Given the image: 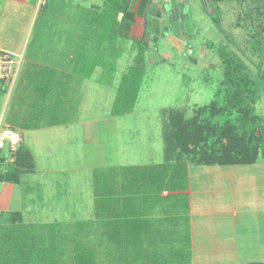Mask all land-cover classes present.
<instances>
[{"label":"rangeland","instance_id":"374dc122","mask_svg":"<svg viewBox=\"0 0 264 264\" xmlns=\"http://www.w3.org/2000/svg\"><path fill=\"white\" fill-rule=\"evenodd\" d=\"M209 1L214 6L211 12L205 13L200 4L192 5L185 14L186 17L182 19L184 29L180 28L181 33L186 36L166 35L159 38L156 48L151 46L152 50L158 51V59L160 56L161 58L157 62L146 60L148 65L144 66V82L135 108L131 113L113 116L123 75L141 53L147 59L145 44L133 42L132 35L125 38L127 36L116 33L117 29L112 31L111 19L104 18L103 25L98 27L82 26L75 19L82 20L87 14L76 12L79 10L76 2L49 0L47 12L40 18L44 20L39 21L36 32L25 47L28 55L32 56L29 62L34 65L29 69L38 67L46 74L52 71L57 80H63L62 86L67 85L69 80L63 74L75 73L68 82L67 93L62 91L58 99L62 102L59 107H65L66 113L62 116L71 125L49 126L50 128L43 127L39 130L16 129L24 137L23 143L32 152L36 166V172L25 175L22 181L35 185L40 183L47 195L34 198L32 205L28 198L22 203V191L27 189V185L24 188L14 186L16 196L11 207L21 210L24 205L33 209L34 214L27 215L29 219L33 217L41 220L34 222L36 224H42L46 215L67 217L73 213L80 214L76 211V204L78 208H83L88 191L95 192L96 187H99L100 183L95 182V177L103 170L101 164L107 162L108 158L119 165L163 162L169 122L167 115L170 109L183 110L191 115L197 106H204L213 99L215 79L221 77V70L219 60L211 48L218 49L228 45V49L237 52L251 71H255L259 65L264 69V52L256 54L249 43L250 31L262 33L264 20L261 22V19L254 17L255 13L253 15L248 11L249 5L246 6L247 3L243 0L223 3L220 6L216 0ZM216 4L221 8L216 9ZM7 10L0 12V25H5L0 27V43L3 42L2 46L20 50L18 39L10 35L13 23L6 18L10 15L8 8ZM18 11L21 12V7ZM18 14L15 12V15ZM97 21L98 19L92 18L87 23L89 25ZM260 22L261 25H257ZM42 28L46 33L44 40L37 32ZM108 34L112 35L110 39L113 45L110 47L107 46L105 37ZM262 34L264 37V33ZM101 37L103 45L94 51L93 43L94 46L95 43L101 45ZM202 44L211 48L202 49ZM83 46L86 48L83 49ZM188 47L192 53L184 50ZM16 52L12 54L22 56L18 59L20 67L24 55ZM82 52L87 54V60H91L89 63L95 56L103 63H108V66L116 63V71H108L100 66L95 69L91 78L85 77L84 71L75 62L80 60ZM71 53L74 55L72 60L68 59ZM120 53L124 57L118 62L114 58ZM40 80L41 85H45L46 77L41 76ZM33 90H30V95L26 93V98L29 102L37 103V99L40 101L37 91L39 88ZM8 97V94H0V113H5V121L13 115L11 108L14 103L10 105ZM31 97L36 99L30 100ZM6 103H9L7 108ZM257 111L264 118V98L257 105ZM22 113L30 116L35 112L31 106ZM57 113H61L59 109ZM48 116L45 114L42 117L41 124L46 125L49 122ZM172 153L187 162L192 170L190 181L194 192L192 199L195 221L203 218L205 228L214 230L217 234L212 239L219 238V242L228 239L227 231L236 234V242L232 240L229 242L231 245L227 240L217 242L221 251L220 264H264V158L260 157L251 164L220 167L218 163L201 164L190 161L186 156L179 155L175 149ZM12 161L13 159L8 160ZM57 204L64 209L61 214L57 211L55 214L42 211ZM234 212L237 214L234 215ZM0 222H9V219ZM224 250H227L226 254ZM211 252L215 257L214 251ZM197 253L199 260L200 251ZM213 257L208 258L212 263L216 260Z\"/></svg>","mask_w":264,"mask_h":264},{"label":"trees","instance_id":"16d2710c","mask_svg":"<svg viewBox=\"0 0 264 264\" xmlns=\"http://www.w3.org/2000/svg\"><path fill=\"white\" fill-rule=\"evenodd\" d=\"M220 1L222 0H216V2ZM256 7L257 11L260 6ZM92 18L98 19L96 23H92L94 26H102L104 18L111 19L112 31L117 29L116 33L128 38L135 17L127 6V0H105L103 12L87 13V20ZM262 33H264V25ZM262 33L255 31L249 33V43L256 54L264 52ZM105 37L108 44L106 45L109 47L113 45L110 39L112 35L108 34ZM101 42V45L95 43V46L93 43L94 51L103 45L102 37ZM228 47V45L220 46L218 49L209 47L217 56L219 70H221V77L215 79V90L211 102L204 106H197L191 115L183 110L174 109H170L167 115L169 122L165 139L168 148L175 149L179 155L201 164H251L260 157L264 158V118L257 111V105L264 98V69L259 65L255 71H251L241 56ZM85 48L83 46V49ZM121 56L120 53L114 59ZM87 57V54L82 52L80 60H73L78 63V68H82L87 78H91L95 69L100 66L108 71H116V63L108 66V63H103L97 56L93 57L92 62L89 63L88 61L91 60H87ZM32 66L34 65L29 61L21 65L22 69L19 70L14 82L15 91L10 103V105L14 103L11 108L13 115L6 121L14 129L29 130L66 124L67 121L62 116L66 113L65 107H59L62 102L58 99L62 91L67 93L68 82L71 81V75L75 73L63 74L70 81L67 80V85L62 86L63 80H57L56 74L52 71L46 74L38 67L29 69ZM144 66L146 67V60L141 53L123 75L113 116L131 113L135 108L144 82ZM108 67L111 68L108 69ZM41 76L46 77L43 86ZM3 84L5 81L0 86ZM3 87L0 88L1 96L7 94L9 85L2 89ZM33 89H36L40 95V101L37 99V103L29 102L26 98V93L30 95L29 92L34 91ZM34 99L36 98H30V100ZM31 106L35 113L30 116L23 115L22 112ZM58 109L61 112L59 115ZM45 114L50 116H48L50 120L43 125L41 119ZM9 159L13 161L8 162ZM163 167L151 168V175L156 178L159 173H166L168 168L159 170ZM35 169L34 156L23 142L16 151H12L8 145L0 149V183L18 184L25 175L33 173ZM137 171L140 170L131 168L124 169L123 173L131 174ZM144 171L148 172L149 169ZM173 172L178 176L172 180V185L168 188L186 189L185 165L177 164ZM116 173L117 170L114 169H103L100 174L98 173L99 179L98 176L95 177V182L100 183L95 189L97 216L99 212L110 215L118 213L117 204L108 199L115 193L112 190L113 187L110 186L111 189L104 186V183L109 182ZM20 217V214L16 213L10 224H0V264H99L101 253L92 244L94 228L98 231V240L101 239L99 221L98 227L91 224L92 222L36 224L24 223Z\"/></svg>","mask_w":264,"mask_h":264},{"label":"crops","instance_id":"0c3cea01","mask_svg":"<svg viewBox=\"0 0 264 264\" xmlns=\"http://www.w3.org/2000/svg\"><path fill=\"white\" fill-rule=\"evenodd\" d=\"M70 1L76 2V6L79 8L76 12L83 13V15H85L84 12L86 14L88 12L94 14L103 12L104 10L105 0ZM233 1L235 0H222L217 2V4L220 6L223 3H230ZM243 1L247 3L246 6L249 5L248 11L252 12V14L254 12V17L258 20L261 19V22H263L264 0H252V2H250V0ZM200 4H202L205 13H207L206 11L211 12V8H214L209 0H127V6L135 17L130 30V35H132L131 40L138 44H145L147 49V59L145 60H147V62L148 60L157 62L159 55L158 51L152 50L151 46L156 48L158 46L156 45L157 42L159 43V38L166 37V35H171V37L186 36L185 33H181V28L184 29L182 19L186 17L185 14L191 9L192 5ZM217 4L216 9L217 7L220 9L221 7L217 6ZM49 5V0H0V12L8 11L7 8L10 11V15L8 14L9 16H6V18L13 23V29L10 35L12 38L18 39V43L20 44L19 50L18 48L15 49L2 46L1 43L3 42H1L0 53H17L16 51H19L20 55H24L23 63L32 59V56H29L26 52L27 48L25 45L36 32L39 21L44 20L40 18L45 16ZM256 6H260L257 11ZM19 7H21V12L18 11ZM259 10L261 12H259ZM15 12L19 14L15 15ZM75 20L82 26L94 27L92 23L88 25L86 15L82 20L79 18ZM261 22L257 25H261ZM2 26L5 27L4 24L0 25V27ZM43 29L44 28L37 32L44 40L46 33ZM202 47V49L209 48L208 46H204V44H202ZM184 50H188L192 53L189 47ZM73 56L74 55L71 53L68 59H73ZM122 57H124L123 54L117 61L119 62ZM146 64L148 65V63ZM20 69H22V67ZM9 84L10 83L5 82L0 88L4 86L2 88L4 89L5 86ZM9 86L11 91L8 89L7 94L9 95L8 98L10 103L15 89L13 83ZM9 103H6V108L9 106ZM5 122L8 124L7 121ZM70 125L71 124L66 123L54 127ZM39 129H43V127ZM164 151L165 159L163 162L119 165L115 160L108 158L107 162L101 164V169L117 170V173L111 177L112 179L104 183V186L107 188H111L110 186L113 187V189H111L115 193L113 196L108 197V199L113 200L112 203L117 204V215L99 212V216H97L95 192L88 191V194L85 195L84 207L78 208L76 204V211L80 212V214L73 213L67 217L46 215L44 218L45 221L41 223L54 221L72 224L76 221H83L86 223L92 222L91 224H95L98 227L99 221L101 224V239H99V244L98 231L96 228L92 231V240H94L92 244L95 245L97 247L96 249L101 253L99 264H220L219 256L221 251L218 248L220 246L217 244L219 238L212 239V237H216L217 234L214 233V230L205 228L206 223L203 221V218L197 222L194 219L195 212L192 199L194 192L192 182L190 181L192 170L187 162L183 161L180 157L178 158V155L176 156L172 153L173 149H169L167 144ZM186 158L191 161L188 157ZM177 164L185 165L186 189L168 188L172 185V180L178 176L173 172V168ZM157 166H164L159 170L168 168V171L166 173H159V175L154 178V175H151L152 172L150 169ZM131 168H137L140 171H148L149 169V171H144L146 174L140 171L135 173L132 172L131 174L123 173L124 169ZM35 172L36 170L33 173ZM234 183H236L235 178ZM25 185H27V189L22 191V203H25L28 198L30 199V205H32L34 198L38 199L47 195L40 183L35 185V183L22 181V179L18 184L0 183V220L9 219V222H0V224H10L13 215L16 213L20 214V218H22L21 221L24 223L41 221L33 217L29 219V216L34 214V211L28 206L22 205L23 208H21V210L11 207L12 200H14L16 196V190L14 188H24ZM28 188L30 189L28 190ZM91 188L93 189V187ZM195 192L198 193V190ZM64 195H68V193H64ZM63 197L67 198L69 196ZM81 206L82 205H80V207ZM42 211L45 213L47 211L46 214L50 212L55 214V211L61 214L64 209H61L57 204L52 208L43 209ZM67 211H70V209ZM236 214L237 213L234 212V215ZM57 217H59L60 220L56 221L55 218ZM227 232L229 234L228 239L221 242L227 240L229 244V242L233 240L235 243V232L234 234H231L230 231ZM212 250L215 253V257L212 255ZM198 251H200L199 255L201 256L199 260ZM226 253L227 250H224V254ZM210 257L216 259L214 263L208 259Z\"/></svg>","mask_w":264,"mask_h":264},{"label":"built area","instance_id":"2783aa9c","mask_svg":"<svg viewBox=\"0 0 264 264\" xmlns=\"http://www.w3.org/2000/svg\"><path fill=\"white\" fill-rule=\"evenodd\" d=\"M21 57L9 52L0 53V84L4 81L10 84L16 81L21 67H19L18 59ZM22 142L23 136L20 131L7 124L4 114L0 113V149L8 145L12 151H16Z\"/></svg>","mask_w":264,"mask_h":264}]
</instances>
